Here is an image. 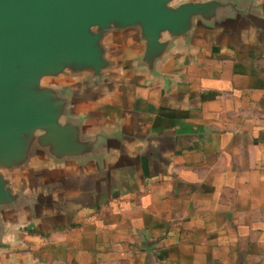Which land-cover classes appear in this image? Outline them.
<instances>
[{"label": "crops", "instance_id": "1", "mask_svg": "<svg viewBox=\"0 0 264 264\" xmlns=\"http://www.w3.org/2000/svg\"><path fill=\"white\" fill-rule=\"evenodd\" d=\"M231 1L152 70L126 34L102 82L55 79L96 155L16 175L29 198L7 214L0 259L264 264V0Z\"/></svg>", "mask_w": 264, "mask_h": 264}, {"label": "water", "instance_id": "2", "mask_svg": "<svg viewBox=\"0 0 264 264\" xmlns=\"http://www.w3.org/2000/svg\"><path fill=\"white\" fill-rule=\"evenodd\" d=\"M231 9V0H0V249L7 214L29 198L16 175L38 157L82 163L96 155L99 135L85 134L74 91L47 79L102 82L116 64L111 42L126 34L152 70L174 40Z\"/></svg>", "mask_w": 264, "mask_h": 264}, {"label": "rangeland", "instance_id": "3", "mask_svg": "<svg viewBox=\"0 0 264 264\" xmlns=\"http://www.w3.org/2000/svg\"><path fill=\"white\" fill-rule=\"evenodd\" d=\"M59 80V79H58ZM58 80H55V79H47V82H50V83H54V82H57ZM63 79H60V81H62Z\"/></svg>", "mask_w": 264, "mask_h": 264}]
</instances>
